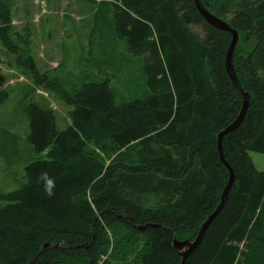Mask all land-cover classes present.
<instances>
[{
    "label": "trees",
    "instance_id": "obj_1",
    "mask_svg": "<svg viewBox=\"0 0 264 264\" xmlns=\"http://www.w3.org/2000/svg\"><path fill=\"white\" fill-rule=\"evenodd\" d=\"M120 2L117 37L143 62L145 90L130 101L106 78L70 88L39 72L31 30L16 31L11 4L0 0V43L33 85L71 108L70 125L59 131L51 109L25 102L28 149L5 132L0 138L10 141L0 144V155L23 169V185L0 192V264H109L106 234L114 226L145 236L139 264H180L173 237L193 240L220 201L229 174L217 138L242 103L225 70L230 34L209 26L193 0ZM201 3L238 32L233 64L250 104L222 139L232 187L185 264H245L251 244L264 243V171L249 155L264 154V0ZM8 95L0 92V107ZM152 198L155 207H146Z\"/></svg>",
    "mask_w": 264,
    "mask_h": 264
},
{
    "label": "rangeland",
    "instance_id": "obj_2",
    "mask_svg": "<svg viewBox=\"0 0 264 264\" xmlns=\"http://www.w3.org/2000/svg\"><path fill=\"white\" fill-rule=\"evenodd\" d=\"M6 2L11 4L13 28L20 33L26 26L31 30L30 52L39 72L59 76L67 81L70 88H78L82 83L106 78L120 100L140 98L145 90L143 62L127 52L125 42L119 41L113 25V15L117 7H121L120 0ZM191 30L197 36L203 37L200 28L192 26ZM147 55H143V58ZM203 72L206 73L205 68ZM2 91L9 95L6 103L0 107V138L6 137L4 132L15 136L19 147L22 146L21 150L28 149L23 146L25 102L33 101L51 109L56 118L57 130H64L70 125L71 108L33 85L30 78L16 67L14 57L0 43V92ZM25 94L28 95L26 98ZM120 100L117 98V101ZM7 142L10 144L9 140L0 144ZM9 149L10 147L4 148V151ZM249 155L256 169L264 171V154L251 152ZM35 159H44V155L32 157V160ZM22 177V165L9 159L7 162L0 155V192L19 189L23 185ZM155 203L157 200L152 198L146 207L154 208ZM261 209L264 225V203ZM106 235L109 246L103 260H107L109 264H139L140 256L147 252L145 236L130 234L118 226L107 230ZM182 239L188 240L190 237L184 236ZM245 264H264V243L255 241L251 244Z\"/></svg>",
    "mask_w": 264,
    "mask_h": 264
},
{
    "label": "water",
    "instance_id": "obj_3",
    "mask_svg": "<svg viewBox=\"0 0 264 264\" xmlns=\"http://www.w3.org/2000/svg\"><path fill=\"white\" fill-rule=\"evenodd\" d=\"M193 2H194V5H195L198 13L200 14V16L204 19V21L209 26H211L212 28H214L218 31L228 33L231 36V41H230V44L228 46L226 56H225V70H226V73H227L230 81L232 82L234 88L241 95L242 103H241L240 111H239L237 117L235 118V120L232 123H230L226 128H224L218 134V138H217V150H218L219 160H220L221 164L227 169L228 174H229L226 185L224 186V188L221 192L220 201H219L218 205L213 210V212L211 214H209L207 216V218L202 222V224L199 227L197 234L193 240H177L175 237H173L172 247L176 251L177 255L181 258L180 264H185L188 257L200 245V243H201V241H202V239L206 233L208 226L214 220V218L219 214V212L221 211V209H222V207L226 201V198L228 196V193H229V191L232 187L233 181H234V173H233L232 168L227 164V162L223 156L222 139L226 134L234 131L235 129H237L240 126V124L242 123V121L245 117L248 106L250 104V95L242 89V87L239 83V80L237 78L235 68H234V64H233V54H234L235 48H236L238 41H239L238 32L236 30L232 29L225 21L214 16L209 11H207L206 8L202 5L201 0H193ZM146 227L147 226H140V227H137V229L143 230ZM46 247H49V245L48 244L44 245L43 249H45ZM54 247H58V246L55 245ZM34 261H35V259L32 260L29 264H32Z\"/></svg>",
    "mask_w": 264,
    "mask_h": 264
},
{
    "label": "bare ground",
    "instance_id": "obj_4",
    "mask_svg": "<svg viewBox=\"0 0 264 264\" xmlns=\"http://www.w3.org/2000/svg\"><path fill=\"white\" fill-rule=\"evenodd\" d=\"M196 236V235H195Z\"/></svg>",
    "mask_w": 264,
    "mask_h": 264
}]
</instances>
